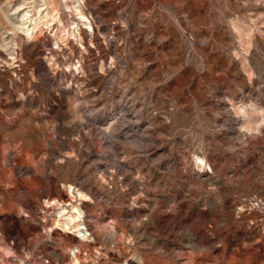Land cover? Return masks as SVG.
<instances>
[{"label":"rangeland","instance_id":"rangeland-1","mask_svg":"<svg viewBox=\"0 0 264 264\" xmlns=\"http://www.w3.org/2000/svg\"><path fill=\"white\" fill-rule=\"evenodd\" d=\"M72 260L264 264V0H0V264Z\"/></svg>","mask_w":264,"mask_h":264},{"label":"bare ground","instance_id":"bare-ground-1","mask_svg":"<svg viewBox=\"0 0 264 264\" xmlns=\"http://www.w3.org/2000/svg\"><path fill=\"white\" fill-rule=\"evenodd\" d=\"M18 8V7H17ZM16 9V8H15ZM18 10V9H17ZM17 10L15 11V15L17 17H20V20L17 21V25L18 28L22 29V26L26 24V15L25 14H21L19 13ZM82 11V10H81ZM79 12V13H78ZM48 13V12H47ZM77 13L84 19H86V17L82 14L83 12L77 11ZM49 15V14H47ZM87 20V19H86ZM86 23V22H85ZM84 23V24H85ZM88 25V24H86ZM90 26V25H89ZM33 27L31 29H26L25 32H29L30 30L32 31ZM78 33V32H77ZM197 161V160H196ZM201 163V162H200ZM201 165V164H200ZM69 189H72V193H74V187L72 185H69ZM76 195L80 196V197H84V194L79 191L76 190ZM47 204H49L48 201H46ZM52 203V202H51ZM58 213L59 215L63 214V216L66 217V222L64 223L65 226H67L68 229H70V225H73V227L77 228L80 225L82 226V228L78 229L77 233L79 234V236L84 237L85 233H87V231L89 232V225L86 224L87 220L85 217V213L83 214V212L80 210V208L77 205L71 204L68 208L65 207V205H60V207H58ZM89 218V217H88ZM91 223V222H90ZM94 227V226H93ZM95 228V227H94ZM92 232V231H91ZM113 232V231H112ZM97 233V231H96ZM89 234V233H88ZM94 234V233H93ZM112 234V233H111ZM80 243V241H79ZM75 247V246H74ZM73 249V248H72ZM77 259V258H76ZM78 260H72V264H77ZM105 264V263H104Z\"/></svg>","mask_w":264,"mask_h":264}]
</instances>
